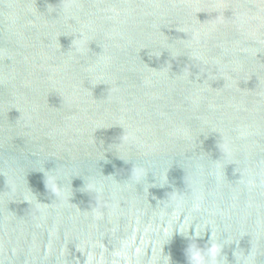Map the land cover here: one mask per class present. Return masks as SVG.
I'll list each match as a JSON object with an SVG mask.
<instances>
[{
	"label": "water",
	"instance_id": "1",
	"mask_svg": "<svg viewBox=\"0 0 264 264\" xmlns=\"http://www.w3.org/2000/svg\"><path fill=\"white\" fill-rule=\"evenodd\" d=\"M0 264H264V0H0Z\"/></svg>",
	"mask_w": 264,
	"mask_h": 264
}]
</instances>
